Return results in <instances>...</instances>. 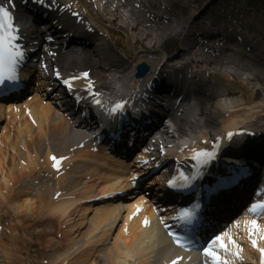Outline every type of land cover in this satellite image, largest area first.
I'll return each instance as SVG.
<instances>
[{
	"label": "bare ground",
	"instance_id": "obj_1",
	"mask_svg": "<svg viewBox=\"0 0 264 264\" xmlns=\"http://www.w3.org/2000/svg\"><path fill=\"white\" fill-rule=\"evenodd\" d=\"M150 6H154L156 3V0H147ZM169 6V5H168ZM167 15H172L176 17V14L174 11H171V9L167 12ZM87 16L91 18L92 21H94L96 24L105 27L106 21L102 18V16L97 11H89ZM121 17V16H120ZM177 18V17H176ZM174 20L172 17H170V26L164 28V25H156L158 27V30L160 31V34L164 33H176L177 29H183L186 24H189L191 21L187 22L188 19L193 18V16H189L185 22H182L181 20ZM134 22H142L140 19V16H135L132 18ZM176 20V22H174ZM182 23H184L183 26ZM162 26V28H160ZM146 28V27H145ZM198 29V28H197ZM199 30V29H198ZM190 34L193 33V31H189ZM201 34L206 35V39L211 37L213 35L212 32L202 31ZM109 35V34H107ZM110 36V35H109ZM192 36V35H191ZM127 37V44L129 46V52L130 54L127 55L129 59H136V55L134 54V43L142 42L145 39H150V34L147 31H136L134 35L126 34ZM155 44L156 42L153 41V43L150 46H147L142 43V47H144L146 50H155ZM255 44V43H254ZM94 48V47H92ZM196 48V42L192 44L190 49ZM201 50H198L197 52H190L189 56L191 58L201 57L200 55ZM150 53V51L148 52ZM187 55V54H186ZM92 57V63L96 67V64L100 67L99 61L104 58V54L102 51L96 46L93 49V55ZM230 57H226L225 60H229ZM143 59H139L138 63L142 62ZM95 61V63H94ZM255 69H250L247 65L242 66V70L244 71H251L253 73V77L249 80V84L252 81H264V75L258 70L257 66H254ZM124 68L120 71L124 76H126L127 72L124 73ZM241 80H239L237 83L233 86V91L235 93H238V98H234L225 102H220L212 106L208 113L206 114V118L204 119V123L201 127L196 128L197 133H205V135L212 134L213 131H217L216 129L220 127L221 129H224L226 125H240V127H247L249 129H257V128H263L264 129V101L259 102L257 105L253 103L252 99H249V91L247 85L246 87L240 83ZM100 84H103L104 82L99 81ZM260 93V91L254 92L253 95H257ZM52 108L49 107L48 112L37 110L36 116H32L35 120V123L39 126L42 133H38L37 135H32L31 140L34 144L43 143V141L50 142L52 144L65 142L69 143L71 141L70 133H69V126L68 124H63L60 121L62 119L57 118V115L52 114ZM229 113L228 116H226ZM238 113V114H236ZM200 124V121L197 123V125ZM25 128L30 130V124L25 120ZM228 128V127H227ZM183 133L184 130H181ZM258 131V130H257ZM181 132V134H182ZM264 132V131H263ZM44 135L42 138L41 136ZM67 140V141H66ZM236 146H238V152L245 155H252L253 153L256 155H259L257 152V148H253L252 150H244V147H240V143L237 142ZM35 150H43L40 146L35 145L33 146ZM26 156H29L28 159H31L30 154H28L26 151ZM242 157V156H241ZM76 161L80 165H83L84 163L88 164L89 166L85 169L86 175H90L91 179L89 181H86V183L80 187V183H74L70 187L71 190H73L74 193H76L80 198H87L91 194H100L103 190L107 188H111L118 184V182L114 181L115 171L118 170L117 166L114 167V171L111 172L110 170H106L102 168L103 164H106L109 166V159L106 157H103L101 155L97 154H90V153H83L78 152L76 155ZM14 160V159H13ZM97 160H103L104 163H96ZM100 164V165H99ZM76 171L78 173L81 172L80 169L75 168L73 172ZM85 175V176H86ZM71 177V176H70ZM2 182L4 183L3 186L0 188H5V186H8L9 182L13 180L12 176L5 177L2 175L1 178ZM70 185V184H69ZM0 197L3 200L9 201L5 196L0 194ZM45 198V197H42ZM13 200V199H12ZM28 203V202H27ZM92 205H85L80 206L78 208L77 201H64L63 196H61L56 201H50L48 206V214L59 218L61 220H65V222L70 223L72 219L70 218L71 212L75 215V217L78 216L79 220L76 221L75 225H70L69 231L74 233H69V236L66 237V246L67 248L64 251L58 252L54 255L53 259L54 261H59L63 263V261L68 260V262L72 259V253L69 252V249L71 250L75 246V239L73 235H76L75 232L79 230L80 225L83 224V221L86 219L87 213L91 210ZM32 209V208H31ZM92 215L90 217V223H89V229L85 233L84 237V243L83 246L86 247V251H81L78 255H76L73 259V261L70 264H98V253L101 252V249L106 242L109 239V236L111 234V229H113L114 222L116 221L115 217L118 215V213L114 210V206H111V204H106L102 208L95 207L92 209ZM46 222H48L49 219H45ZM44 223V222H43ZM135 229H139L138 226L134 225L131 228L130 234L127 236L123 234L121 231H118L115 235L114 242H113V248L109 253V256L116 257V261H121V258L124 261H132L135 257H140L136 255H140L148 245H141L142 241L146 238V233L143 235L141 239H138L137 241H132L130 239V235L134 233ZM149 232V231H148ZM137 233V232H136ZM118 241H121L122 248L118 246ZM114 251V253L112 252ZM141 264H143L146 259H140ZM139 261V260H138ZM67 262V264H68Z\"/></svg>",
	"mask_w": 264,
	"mask_h": 264
},
{
	"label": "snow or ice",
	"instance_id": "obj_2",
	"mask_svg": "<svg viewBox=\"0 0 264 264\" xmlns=\"http://www.w3.org/2000/svg\"><path fill=\"white\" fill-rule=\"evenodd\" d=\"M14 0H7V3H0V86L12 87L14 85H6L8 81H17V66L24 57V51L22 46L18 43L20 39V32L16 23H14V13L11 8L14 7ZM52 39V37H48ZM46 67V66H45ZM57 77L60 76L59 72L55 73ZM87 80L86 90L92 95V102L101 107L103 111L106 112L107 116L115 118L120 112L126 108V103L123 101H118L114 103L111 108L105 109L102 100L99 98L100 93L94 92L93 82L89 79V73L83 72L80 77H72L70 79H65L63 83L67 86L69 90L73 88V81L76 79ZM3 88L0 87V91ZM238 135V133L228 132L227 137L229 142L232 138ZM219 137L216 138V142L212 146V150H193L191 159L195 161L194 170L191 176L186 175L184 172L179 173V179L182 183L177 184L176 180H170L169 186L173 188L181 189H199L204 190L202 185L196 184L194 182L202 179L205 175L206 168L209 163L216 159L217 150L220 148ZM67 159V157H57L55 155L51 156L52 166L57 171L60 170L62 161ZM231 167V166H230ZM247 168L238 167L231 172L220 173L214 181L207 186V192L210 195H214L218 199L227 200L231 197L236 188L243 182V179L247 173ZM133 180L136 178L133 177ZM264 195V193H261ZM248 211L253 214H259L264 212V200L259 202H252L250 206H246ZM141 211L139 205L136 206V212ZM174 220L180 221V227L177 232L169 231L168 235L172 237L174 242L179 247L188 248L192 243H199V237L207 236L204 245L202 246L203 253L206 257L210 258L211 264H232L231 261L224 258L221 253H228V243L236 248V251L232 255L240 257L242 249L235 239H232L230 233L225 230H220L217 234L216 230L212 228L209 223L208 217L204 214V209L201 207L199 202L194 203L191 207L182 208L177 216L173 217ZM164 223L163 221H161ZM148 218L143 220L145 227L149 225ZM249 225L248 228L249 238L253 247H257V239L252 238L259 234L260 239H264V225H261L257 220L253 219L245 222ZM236 226L239 227V221L236 222ZM168 228L169 225L165 224ZM211 231V235L208 232ZM184 232L181 236L178 233ZM261 254V264H264V247L259 248ZM182 258H177L172 261V264H179Z\"/></svg>",
	"mask_w": 264,
	"mask_h": 264
},
{
	"label": "rangeland",
	"instance_id": "obj_3",
	"mask_svg": "<svg viewBox=\"0 0 264 264\" xmlns=\"http://www.w3.org/2000/svg\"><path fill=\"white\" fill-rule=\"evenodd\" d=\"M35 214L27 213V216L22 220V226L17 228L18 234L23 237H32L35 244L31 247H15L17 244L14 243L12 246V251L16 254L17 258H20L18 261L20 264H38V259L43 257V254H46V250L51 249L55 244V228L56 225L46 226L44 230L41 226L36 225ZM18 218L14 219L15 226ZM35 220V221H34ZM39 227V228H38ZM45 232L44 235L37 234V230ZM84 231V228L81 229V232ZM79 240L80 237H79Z\"/></svg>",
	"mask_w": 264,
	"mask_h": 264
}]
</instances>
